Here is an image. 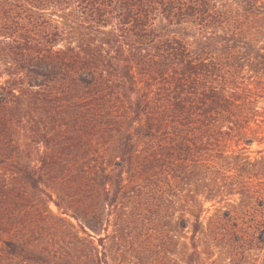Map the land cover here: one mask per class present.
I'll list each match as a JSON object with an SVG mask.
<instances>
[{
  "label": "trees",
  "instance_id": "1",
  "mask_svg": "<svg viewBox=\"0 0 264 264\" xmlns=\"http://www.w3.org/2000/svg\"><path fill=\"white\" fill-rule=\"evenodd\" d=\"M263 129L264 0H0V264H181L191 224L187 264L264 244L233 223L203 257L179 198L245 187L220 166Z\"/></svg>",
  "mask_w": 264,
  "mask_h": 264
},
{
  "label": "rangeland",
  "instance_id": "2",
  "mask_svg": "<svg viewBox=\"0 0 264 264\" xmlns=\"http://www.w3.org/2000/svg\"><path fill=\"white\" fill-rule=\"evenodd\" d=\"M264 132V129L262 130ZM231 158L221 163L220 172L221 175H231L234 180H239L243 175L244 177H251L246 179V186H235L233 191L230 186L225 188L226 195L221 200H207L203 194L202 177L201 174H196L191 178L190 182H182L184 185L180 186L181 196L184 206L188 205V199L194 195L197 202L194 206V215L196 218L198 213H201V219L203 221V227L199 233V249L202 252L203 257L208 253L209 246L211 245V234L222 233L223 229H229L233 231V223L238 224V230H250L260 233L259 230L263 229L264 225V133L261 137L255 138V141L250 145L239 144L235 146L233 153L228 154ZM228 165H232L229 168ZM249 185V186H248ZM233 193L230 195L229 193ZM258 192L260 194H254ZM174 199V198H173ZM188 202V204H187ZM191 203V202H190ZM191 205V204H190ZM51 208L57 213V208L51 205ZM200 209V212H199ZM203 210V211H202ZM173 215H157L166 217L163 220L162 225L169 224V219L181 221L183 219H191L195 221L196 218L191 214H184L181 211L173 213ZM156 217V215H148ZM193 223V222H192ZM230 224V226H228ZM152 227V226H150ZM193 224L183 231L176 228L177 233V255L174 259H177L181 264H187L185 256L181 255V252L189 250L191 243V235L193 234ZM213 238V237H212ZM249 249L244 250V247L238 249L236 246V253L231 256V259H226L222 256L228 245L225 246L223 240L216 244L212 248L214 256L209 260L210 264H264V244L258 242L251 243ZM219 252V253H218ZM249 256L250 258L246 257ZM184 257V259H183Z\"/></svg>",
  "mask_w": 264,
  "mask_h": 264
}]
</instances>
